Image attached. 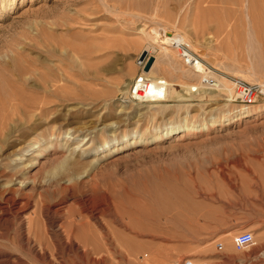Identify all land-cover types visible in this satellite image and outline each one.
<instances>
[{
    "label": "rangeland",
    "instance_id": "obj_1",
    "mask_svg": "<svg viewBox=\"0 0 264 264\" xmlns=\"http://www.w3.org/2000/svg\"><path fill=\"white\" fill-rule=\"evenodd\" d=\"M257 4L0 0V264H264V103L160 50L264 83Z\"/></svg>",
    "mask_w": 264,
    "mask_h": 264
},
{
    "label": "built area",
    "instance_id": "obj_2",
    "mask_svg": "<svg viewBox=\"0 0 264 264\" xmlns=\"http://www.w3.org/2000/svg\"><path fill=\"white\" fill-rule=\"evenodd\" d=\"M173 49L180 61L187 68H193L196 64L202 65L205 70L210 73L224 77L232 86V90L235 94V101L244 106H255L260 103H264V83H250L240 77L220 75L221 73L208 65L199 54L196 53L191 47L182 41H174ZM209 82V80H208ZM204 83L207 84L206 79ZM210 85L214 84V81H210ZM139 91H142L140 89ZM254 237L251 232H242L237 234L233 240L232 245L236 251H244L249 249L254 245ZM215 249L221 251L223 249V244L221 242L215 243ZM182 264H201L194 260H185Z\"/></svg>",
    "mask_w": 264,
    "mask_h": 264
},
{
    "label": "bare ground",
    "instance_id": "obj_3",
    "mask_svg": "<svg viewBox=\"0 0 264 264\" xmlns=\"http://www.w3.org/2000/svg\"><path fill=\"white\" fill-rule=\"evenodd\" d=\"M243 1L244 0H236V2H239L240 4L241 3H243ZM249 3H250V6L252 7V9L254 10V8L258 5L257 3H260V7H262V10H264V0H249ZM163 28V27H162ZM167 28V27H166ZM166 28H164L163 29V31H164V36H165V39L161 42V45H163V46H161L160 47V50H161V55H164V56H166V57H169V58H172L171 57V55H170V51H172V50H170L169 48H173V42L174 41H182V42H184L185 44H187L188 45V43H187V41L183 38V37H181L180 35H176V34H174V32H172V31H170V30H166ZM174 30V29H173ZM156 37V36H155ZM154 39V38H153ZM207 39H209V38H207ZM157 41V40H156ZM209 41V40H208ZM167 43V44H166ZM156 45V44H155ZM191 45L192 44H190L189 43V47H191ZM193 49V48H192ZM200 54H203V52H199ZM201 56V55H200ZM166 57H164V58H166ZM205 57V56H204ZM206 59H207V57H206ZM209 59V58H208ZM155 60H156V58H155ZM158 60V59H157ZM168 60V59H167ZM173 60V59H172ZM211 63H215V61H213L212 59H210L209 60ZM218 64V63H217ZM184 66V65H183ZM153 68V67H152ZM151 71V70H150ZM188 72H186V73H191V75H193V76H195V77H197V76H201V77H203L204 79H206V81H208V80H213L214 79V77H215V75L213 76V74L212 73H210L209 71H207V70H205L204 69V67L202 66V65H199V64H196L193 68H189V70H187ZM180 72V71H179ZM183 73V72H182ZM234 74H236V73H234ZM50 75V74H49ZM238 76H240V78L242 77V79H245L246 81H248V82H250V83H255V82H257L256 81V79L254 78V77H247L246 75L244 76V75H240V74H237ZM44 76V75H43ZM250 76V75H249ZM45 77V76H44ZM46 78V77H45ZM223 79H224V81L226 82H228L229 83V81L228 80H226L224 77H222ZM56 81V80H55ZM52 78H49V81H48V79L46 80V79H44V81L41 83V85H43L42 86V89L44 90V92L46 91V89H47V86H46V84H49L50 86L55 82ZM60 81V80H59ZM50 83H52V84H50ZM215 83V82H214ZM258 83V82H257ZM55 84H53L52 86L53 87H55L54 86ZM231 86V85H230ZM50 88V87H49ZM48 88V89H49ZM142 89V91H139L140 93H145V90H144V88H141ZM231 89H232V86H231ZM54 90V89H53ZM138 91V90H137ZM137 91H136V93H137ZM228 92V91H227ZM46 101V100H45ZM43 102V101H42ZM31 104V103H30ZM245 113V112H244ZM165 136H167V134H165ZM138 142H143V141H141V140H135L134 141V143H132V145L133 144H137ZM11 206H14L13 207V211H12V207ZM26 206H28V203H26V204H15V201H14V199H12L11 200V198H10V200H7V202H6V205H5V207L3 208V209H1L0 210V212L2 211L3 212V214L4 215H6V216H8V215H10V213L11 212H13L15 215H17V214H21V213H23V211H25V209H26ZM25 220V219H24ZM25 223H26V225H27V227L26 228H30L31 227V225H32V222H33V218H31V217H28V218H26V220L24 221Z\"/></svg>",
    "mask_w": 264,
    "mask_h": 264
},
{
    "label": "water",
    "instance_id": "obj_4",
    "mask_svg": "<svg viewBox=\"0 0 264 264\" xmlns=\"http://www.w3.org/2000/svg\"><path fill=\"white\" fill-rule=\"evenodd\" d=\"M145 54L142 55V57H144ZM153 63V58H150L148 63H147V66H146V71L149 69L150 65Z\"/></svg>",
    "mask_w": 264,
    "mask_h": 264
}]
</instances>
